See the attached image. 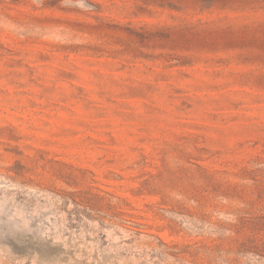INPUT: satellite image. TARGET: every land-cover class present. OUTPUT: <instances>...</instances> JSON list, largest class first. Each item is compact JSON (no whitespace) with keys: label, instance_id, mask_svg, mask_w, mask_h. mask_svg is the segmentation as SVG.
Segmentation results:
<instances>
[{"label":"rangeland","instance_id":"obj_1","mask_svg":"<svg viewBox=\"0 0 264 264\" xmlns=\"http://www.w3.org/2000/svg\"><path fill=\"white\" fill-rule=\"evenodd\" d=\"M0 264H264V0H0Z\"/></svg>","mask_w":264,"mask_h":264}]
</instances>
